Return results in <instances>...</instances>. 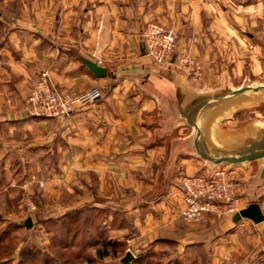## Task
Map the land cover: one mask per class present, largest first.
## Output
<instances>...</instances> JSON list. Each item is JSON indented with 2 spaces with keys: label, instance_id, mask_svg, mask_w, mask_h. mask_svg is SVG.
Here are the masks:
<instances>
[{
  "label": "crops",
  "instance_id": "obj_1",
  "mask_svg": "<svg viewBox=\"0 0 264 264\" xmlns=\"http://www.w3.org/2000/svg\"><path fill=\"white\" fill-rule=\"evenodd\" d=\"M151 21L176 31L175 55L198 58L199 82L146 55ZM84 59L105 73H93ZM44 70L60 87L100 94L65 117L30 116L24 100ZM242 86L259 89L230 94ZM252 104L264 105V0H0V177L17 176L16 162L37 170L47 163L48 173L38 172L47 187L78 171L92 174L102 207L130 205L140 235L179 258L230 264L252 252L245 264H264V219L205 215L191 240L179 216L180 176L206 166L197 148L218 157L263 146L264 120L220 128ZM176 127L187 131L163 141ZM115 194L126 195L116 204ZM165 225L167 233L158 230Z\"/></svg>",
  "mask_w": 264,
  "mask_h": 264
},
{
  "label": "rangeland",
  "instance_id": "obj_2",
  "mask_svg": "<svg viewBox=\"0 0 264 264\" xmlns=\"http://www.w3.org/2000/svg\"><path fill=\"white\" fill-rule=\"evenodd\" d=\"M256 120H264V105L252 104L229 115L221 122L220 128L228 132ZM186 131L176 127L163 141ZM14 165L23 167L17 176L0 177V264L209 263L207 255L191 254L187 258H179L171 246L153 243V238L150 239L147 233L140 235L135 222L138 223L136 212L129 209L130 205L126 209L118 204L119 198L126 194L113 195L117 208L102 207L106 198L101 195L99 181L92 174L78 171L72 179H64L47 187L46 177L38 175V172L42 175L48 173L47 163L39 162V170L35 164L31 168L18 162ZM53 166L56 171L61 168L57 163ZM237 166L244 202L257 201L264 214L263 160H252ZM27 217L31 219L28 228L25 226ZM206 217L216 221L230 218ZM200 220H183L189 223L191 240L200 236L196 233L198 226H194ZM158 230L167 233L168 228L165 225ZM22 250H30L32 254L20 257ZM126 252H130L133 258L122 263L121 258ZM253 254L241 253L237 259L232 258L230 264H245Z\"/></svg>",
  "mask_w": 264,
  "mask_h": 264
},
{
  "label": "built area",
  "instance_id": "obj_3",
  "mask_svg": "<svg viewBox=\"0 0 264 264\" xmlns=\"http://www.w3.org/2000/svg\"><path fill=\"white\" fill-rule=\"evenodd\" d=\"M177 39L172 27L149 22L143 33L146 55L155 65L175 64L192 82H199L203 74L201 62L187 54L175 55ZM99 94L96 87L82 92L60 87L44 70L33 82L24 106L30 116L60 118L68 115L76 105L93 101ZM240 186L237 165L216 163L206 165L200 172L183 174L178 185L182 198L179 216L186 222H196L205 215L232 217L246 206Z\"/></svg>",
  "mask_w": 264,
  "mask_h": 264
},
{
  "label": "water",
  "instance_id": "obj_4",
  "mask_svg": "<svg viewBox=\"0 0 264 264\" xmlns=\"http://www.w3.org/2000/svg\"><path fill=\"white\" fill-rule=\"evenodd\" d=\"M86 66L95 74L103 75L105 73V68L100 66L97 62H94L89 59H84ZM247 89H251L257 91L259 87H251V86H242L233 90L230 94H238ZM197 133V132H196ZM198 153L206 160L207 164H229V165H237L242 162H247L253 159L262 158L264 165V144L263 146L254 148V150L247 151L245 153H241L237 156H209L200 152L197 148ZM264 171V166H263ZM245 218L253 221L254 223H258L264 219V214L262 209L257 201H251L246 204L245 207L240 209L237 213L232 216V221L237 222L240 219ZM25 226L28 228L31 226V219L27 217L25 219ZM133 258V255L130 252H126L125 255L121 258L122 263H127L129 260Z\"/></svg>",
  "mask_w": 264,
  "mask_h": 264
},
{
  "label": "trees",
  "instance_id": "obj_5",
  "mask_svg": "<svg viewBox=\"0 0 264 264\" xmlns=\"http://www.w3.org/2000/svg\"><path fill=\"white\" fill-rule=\"evenodd\" d=\"M27 254H28V255H29V254L31 255L32 252H31L30 250H25V251L22 250V251L19 253V256H20V257H24V256H26Z\"/></svg>",
  "mask_w": 264,
  "mask_h": 264
}]
</instances>
